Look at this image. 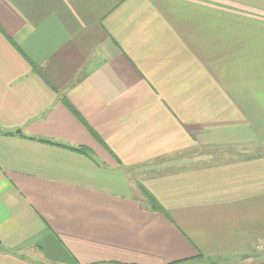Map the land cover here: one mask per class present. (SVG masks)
Here are the masks:
<instances>
[{"label": "crops", "instance_id": "1", "mask_svg": "<svg viewBox=\"0 0 264 264\" xmlns=\"http://www.w3.org/2000/svg\"><path fill=\"white\" fill-rule=\"evenodd\" d=\"M212 261L264 264V0H0V264Z\"/></svg>", "mask_w": 264, "mask_h": 264}, {"label": "trees", "instance_id": "2", "mask_svg": "<svg viewBox=\"0 0 264 264\" xmlns=\"http://www.w3.org/2000/svg\"><path fill=\"white\" fill-rule=\"evenodd\" d=\"M74 113L78 116V117H80V115L78 114V112L77 111H74ZM41 140H43V141H47V142H51V143H55V144H58V145H61V146H66V147H68V148H73V149H76V150H78V151H81V152H83V153H88V151L86 150V149H84V148H82V147H72V146H69V145H65V144H61V143H59V142H57V141H53V140H48V139H44V138H40ZM97 139L102 143V141L100 140V138H98L97 137ZM143 191H145V193H146V196L148 197V199L158 208V209H160L161 207H160V205H158L159 203L154 199V197L148 192V191H146V189L143 187ZM171 264H178V262H172Z\"/></svg>", "mask_w": 264, "mask_h": 264}, {"label": "rangeland", "instance_id": "3", "mask_svg": "<svg viewBox=\"0 0 264 264\" xmlns=\"http://www.w3.org/2000/svg\"><path fill=\"white\" fill-rule=\"evenodd\" d=\"M213 263V261L211 262V264Z\"/></svg>", "mask_w": 264, "mask_h": 264}]
</instances>
